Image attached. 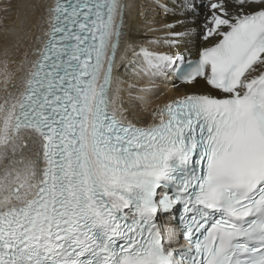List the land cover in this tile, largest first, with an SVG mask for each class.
Returning <instances> with one entry per match:
<instances>
[{"label":"snow or ice","instance_id":"1","mask_svg":"<svg viewBox=\"0 0 264 264\" xmlns=\"http://www.w3.org/2000/svg\"><path fill=\"white\" fill-rule=\"evenodd\" d=\"M137 7L54 0L36 59L5 49L0 264H264V0H146V41ZM161 78L206 90L149 110Z\"/></svg>","mask_w":264,"mask_h":264},{"label":"bare ground","instance_id":"2","mask_svg":"<svg viewBox=\"0 0 264 264\" xmlns=\"http://www.w3.org/2000/svg\"><path fill=\"white\" fill-rule=\"evenodd\" d=\"M37 2L41 5L40 11L33 13L31 5ZM144 2L145 1L137 0L138 7L129 16V23L132 25V31L130 34L134 40L146 41L147 38H150L147 35L148 31L144 20L136 15V13L141 10L140 5H143ZM52 3L53 0H15L13 6L8 7L10 8L8 9V12L11 10L9 13L2 14V12H0V68H2L3 61L1 58L5 56L4 53L6 48L9 52L7 59L10 61V71L15 70L25 51L29 53V59L32 60L31 58L33 57L32 53L34 52V47H36L40 41V39L37 38L40 37V34H42L46 28V9L50 7ZM149 15H151V13H149ZM159 35L163 36V33L161 32ZM197 47L198 45L192 47V51L189 53L191 59H195L198 56ZM160 50L167 51L168 49L162 48ZM12 60L17 61V64H12ZM130 72V69L125 70L124 68H120L117 73L118 77L126 82L123 85L125 91L122 93L124 107L131 109L130 118H135L140 123L152 121L148 111H145L142 105H133L129 99L127 91L128 83H133L132 81L134 79H136L137 82H135V84L137 85L143 83V79L144 81H148V79L137 78ZM129 77H131V82ZM2 79L3 78L0 77V96L3 95ZM161 82L163 83L166 81L161 79L160 82H154L156 84L155 89L148 96L150 100V104L148 105L149 110L156 106H163L177 96L184 95L186 92H203L206 90V85L203 81H200L194 86L180 85L179 89L173 88L170 82H167L166 84H161ZM147 84H149V82ZM133 93L136 95L142 94L136 91Z\"/></svg>","mask_w":264,"mask_h":264},{"label":"rangeland","instance_id":"3","mask_svg":"<svg viewBox=\"0 0 264 264\" xmlns=\"http://www.w3.org/2000/svg\"><path fill=\"white\" fill-rule=\"evenodd\" d=\"M141 1H145L146 2V0H141ZM15 2V0H0V12H2V14L3 13H5V14H7V13H9L11 10H9V12H8V9H10V8H8V7H12L13 6V3ZM144 2V3H145ZM8 4V5H7ZM6 5V6H5ZM5 17V16H4ZM148 33V34H147ZM146 34L149 36V37H152L153 35H159V33H151V32H147ZM160 36V35H159ZM3 52V51H2ZM6 57L4 56L3 58H1L2 59V61L5 59ZM1 61V60H0ZM131 74H132V72H130ZM130 78L131 77H129V80H130ZM162 79V78H161ZM161 79H157V80H155V82H160L161 81ZM132 80H130V82H131ZM139 81H140V79H139ZM138 81V82H139ZM133 83H135V82H137L136 81V79H134L133 81H132ZM149 81H144V79H143V83H141V84H139V85H137L138 87H146V86H150V84H147ZM167 82H161V84H166ZM155 86H156V84H155ZM154 89H155V87H154ZM134 94V93H133ZM134 95H136V94H134Z\"/></svg>","mask_w":264,"mask_h":264}]
</instances>
